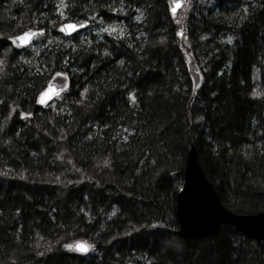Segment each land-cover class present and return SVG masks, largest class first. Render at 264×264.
Segmentation results:
<instances>
[{
    "label": "trees",
    "instance_id": "1",
    "mask_svg": "<svg viewBox=\"0 0 264 264\" xmlns=\"http://www.w3.org/2000/svg\"><path fill=\"white\" fill-rule=\"evenodd\" d=\"M189 1L0 0V264H264V239L178 216L192 147L227 209L264 212V0Z\"/></svg>",
    "mask_w": 264,
    "mask_h": 264
},
{
    "label": "water",
    "instance_id": "2",
    "mask_svg": "<svg viewBox=\"0 0 264 264\" xmlns=\"http://www.w3.org/2000/svg\"><path fill=\"white\" fill-rule=\"evenodd\" d=\"M179 4L175 14L184 7V0H169L170 12L171 9ZM69 25L77 26L75 28L68 27ZM79 25H83L80 27ZM88 26V23H78L76 21H65L60 25V31L65 35H72L77 31L83 30ZM63 27V31L61 28ZM38 33L37 30H26L19 33L16 37L29 35L25 37L28 41L23 43L21 40H15L17 47L26 48ZM179 35L182 39L187 37V30L184 28ZM190 75L194 81V92L198 89L197 85L201 83V73L194 59L188 62ZM59 74V75H58ZM53 76L46 88L40 93L37 98L38 105H46L55 95L65 90L70 83L67 75L58 73ZM264 116V109H263ZM189 161L186 168V181L184 188L179 195L178 216L180 219V232L185 236H202L214 232L220 223L229 221L236 227L243 230L250 237L257 240L264 239V212L257 214H239L227 209L220 201V198L214 187L205 177L196 160V150L191 148L189 151ZM78 245L90 246L84 240H76L73 243L74 249L77 250ZM90 249V247H89ZM88 249V251H89ZM87 251V252H88Z\"/></svg>",
    "mask_w": 264,
    "mask_h": 264
},
{
    "label": "snow or ice",
    "instance_id": "3",
    "mask_svg": "<svg viewBox=\"0 0 264 264\" xmlns=\"http://www.w3.org/2000/svg\"><path fill=\"white\" fill-rule=\"evenodd\" d=\"M61 7H64V5L62 4ZM178 7H180V5H179V4H176V6L173 7V8L171 9V11L173 12L174 15H175L176 9H177ZM245 11H246V10H245ZM137 19H139V17H138ZM79 26L82 27L83 25H79ZM68 27H70V28H75V27H77V26L69 25ZM61 30L63 31V27L61 28ZM109 30H110V29H104V31H109ZM111 30L114 31V29H111ZM28 35H29L28 33H25L24 36L12 38V39H13V42H15V40L19 39V40H21L23 43H27L28 41L25 39V37L28 36ZM31 35L34 36V35H37V33H34V32H33V33H31ZM228 42L231 43V37H229V41H228ZM121 63H123V61H121ZM58 75H59V74H58ZM197 87H199V85H197ZM85 91H87V89H85ZM253 95H254V96H258V95H260V93H258V92H254ZM133 99H135L134 96H133ZM27 115H30V113L27 114ZM105 164H108V161H105ZM0 174H6V173H0ZM64 247H65V248H68V249H71V248H72V245H64ZM89 247H90V246L78 245V246H77V250L80 251V252H87L88 249H89ZM49 250H50V249H49ZM41 255H42V253H41Z\"/></svg>",
    "mask_w": 264,
    "mask_h": 264
},
{
    "label": "rangeland",
    "instance_id": "4",
    "mask_svg": "<svg viewBox=\"0 0 264 264\" xmlns=\"http://www.w3.org/2000/svg\"><path fill=\"white\" fill-rule=\"evenodd\" d=\"M184 7L183 8H180V10L175 14V16L177 18H179L180 21H182L185 17V14H186V11L188 10L189 8V5H190V1L189 0H184ZM184 29V28H183ZM182 28H179L178 29V33L181 32L183 30ZM73 251L74 252H77L74 248H73ZM78 253V252H77Z\"/></svg>",
    "mask_w": 264,
    "mask_h": 264
}]
</instances>
